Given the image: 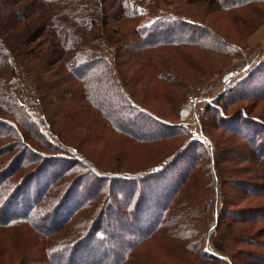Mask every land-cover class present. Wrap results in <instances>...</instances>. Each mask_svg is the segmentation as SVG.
<instances>
[{
	"label": "trees",
	"instance_id": "obj_1",
	"mask_svg": "<svg viewBox=\"0 0 264 264\" xmlns=\"http://www.w3.org/2000/svg\"><path fill=\"white\" fill-rule=\"evenodd\" d=\"M160 1L0 0V233L21 250L0 251V264H102L105 259V264H126L140 244L164 235L166 248L180 259L191 252L209 261L236 264V257L242 255L249 264H264V257L252 251L231 255L227 247L236 243L225 237L226 230L241 223L247 226L246 233L256 237L254 228L264 222V203L233 209L264 195V122L249 117L244 109L228 110L239 99L264 98V58L235 88L207 105L202 114L204 139L192 138L184 126L167 123L138 103L128 86L142 84L146 73L160 86H173L175 76L165 67L169 63L181 75L176 74L177 79L186 83V73L199 69L198 63L207 58L204 54L240 57L243 40L228 41L206 18L159 8ZM104 2L111 5L107 12ZM258 5L263 7L264 0H209L206 9L223 18ZM125 21L132 23L133 31L123 35L115 29L114 35L123 36L119 42L125 40L119 45L106 31L112 23L126 25ZM254 26L241 38L249 36ZM129 62L143 69L131 80ZM99 92L107 94L108 102L109 95L123 101L131 114L127 121L137 116L140 121H134V130L119 120L127 117L114 115ZM67 97L73 100L70 109ZM51 108L55 115L63 111L71 121L80 115L102 121L103 128L125 135L132 143L186 138L163 158L165 162L150 163L145 173L106 171L86 156V149L67 142L64 132L55 129L58 123L50 116ZM217 115L219 129L237 134L228 140L229 146L219 147L208 135L219 123H215ZM237 118L243 121L232 125L239 122L233 121ZM244 126L254 129L247 133ZM102 137L88 136L80 142L96 145ZM52 162H62L63 171L49 169ZM156 176L163 177L162 186L152 185ZM199 177L204 183L194 187ZM226 182L238 190L235 196L225 190ZM189 185L192 197L186 194ZM105 192L107 201L100 197ZM114 194L125 205L114 212L113 226L107 217L116 210ZM206 203L211 217L208 237L216 242L190 231L201 221ZM240 239L254 244V239ZM31 251L36 257L29 259Z\"/></svg>",
	"mask_w": 264,
	"mask_h": 264
},
{
	"label": "rangeland",
	"instance_id": "obj_2",
	"mask_svg": "<svg viewBox=\"0 0 264 264\" xmlns=\"http://www.w3.org/2000/svg\"><path fill=\"white\" fill-rule=\"evenodd\" d=\"M208 1L209 0H161L158 7L174 9L181 12H189V14L192 13L191 15L193 16L196 15L206 18L207 22H209L208 24H210V27L220 31L221 34L226 35L228 37V41L238 42L240 39H242V46L244 45L243 55L240 57L236 56L234 58H231L227 55H216L210 53L212 56H208L209 54H204L205 56H207V58H204V61L198 63L199 69L197 71H194L193 69L186 73V83H183V81L181 82L182 77H179V79H177L176 74L179 76L181 75L177 72V70L173 71V69L171 68L173 63H169L165 67L168 69L169 72L172 71L171 73L173 74V76H175L173 86L171 84L168 87L160 86L159 82H156V79L150 76L149 73H146V76L143 78L144 81L142 84L133 86L132 83V85H130L131 87L128 86V89L132 93H134L133 95H136L135 99L138 101V103L142 104L146 108L151 109L152 111L154 110V112L160 115V117L164 118L165 120H168L166 121L167 123L174 124L176 126H184V128L188 130L192 138L196 137L201 139H204L205 135L202 123V114L204 113V110L206 109L207 105L217 99V97H219L221 94L226 92L227 89L235 88L237 86V83L240 82L243 78H245L249 71L253 67L257 66L264 58V6L262 7V5H258L256 7L238 9L231 13L232 16L223 14V18H217V13L219 12L208 13V9H206ZM103 5L106 12L108 11V9L111 8V5L107 6V2H104ZM259 22L260 24L258 25ZM254 25H256V27ZM253 26L254 28L251 30L250 35L241 38L242 33H246L247 30ZM109 27L108 32L106 31V35H108L110 39L114 38L115 40H117L119 45H124L125 40L122 43L119 42V40L121 41V37L123 36L114 35V33H117V30L115 29H121V33L123 35L131 33L133 31V25L130 22H126V25L112 23V25ZM165 56L167 55L165 54ZM126 59L130 58L126 57ZM129 64L130 69L132 70V74L127 75V79L131 80L132 77L137 78V73H141L143 69H139V67L142 66L138 65L136 62H129ZM256 77H260V75ZM146 81L151 82V86L154 85L157 87V89L154 87L148 88L147 85L150 84H145L144 82ZM99 93L101 95L100 97L107 101V97L104 96L107 94H104L103 92ZM67 98L69 100L65 98L64 100L67 103V107L71 108L72 105L70 100L72 99L70 97ZM109 98L110 100L109 102L107 101V105H110V108L113 110L114 115L118 112V114H121V118L122 116L127 117L122 118L123 120L119 118V120L123 123L124 121H126L125 125H127L128 127H132L134 130L133 124L135 125L140 121L139 119L137 120V116H134L135 119L133 121H127L131 120L129 119L131 114L126 109V106L123 104V101L115 95H109ZM242 109L245 110L246 114L249 117H256L259 118L262 122H264V98L255 100L247 98L241 100L239 99L238 102L228 106V110L231 112L235 110L241 111ZM50 111L53 112V114H50V116H52L54 118L53 120L58 123V127H56L55 129L58 132L59 129L64 132L63 138H66L67 142L69 143L73 142L75 147L81 146L83 149H86V151L84 150L86 156L89 157V159L94 164H96V166L106 171L122 172L125 170H130L133 172L141 171L145 173V169L150 163L156 160L158 162H165V159L163 160V158L169 156L170 152L172 151V148H175L176 146L182 144L183 138H186L180 137L179 139H172L170 141L169 139H162L151 144H138L135 142L132 143V141L127 139L125 135L118 134L114 130L110 131L108 128H103L102 126L104 125V123L102 121H92L93 118L91 117V120H89L85 115H80V117H77L76 121H71V118L68 117V115L66 116L63 111L58 110L57 113L56 109V115L54 114L52 108L50 109ZM218 119L219 118L217 115V117L215 118V123L219 122ZM134 121H136V123H134ZM233 121H239L231 123L232 125H235L237 123L242 122L243 120L237 118ZM219 124H221V122H219L218 124H214V127L211 125L212 130H209L208 135H210L211 138L216 141V143L220 144L219 147L229 146L230 144L227 143L228 140L231 137L234 138V136H237V134L233 133L232 131H227L228 133H225V130L219 129L217 127V125ZM231 124L229 126H231ZM79 126L80 128L78 129ZM253 127L254 126H244L243 128L245 132L249 133V129H252L251 131H253ZM150 128L151 127H149L148 129ZM261 130L262 129L260 128V131ZM148 132L153 131L149 130ZM242 134L246 136L245 133ZM98 135L103 136L98 144H87L86 146L81 145V140L84 141L88 138V136L97 137ZM261 136L264 137L263 134H261ZM231 158L234 159L235 157L231 156ZM61 163L62 162H52L49 165L51 166L49 169H52L53 166L55 171L62 172L64 166H62ZM246 164H248L254 169V166H252L251 163L247 162ZM185 168H187V165ZM43 175L44 173L41 174V176ZM253 175L255 174L252 173V176ZM203 177H199L198 179H196L193 186L201 187L204 183ZM162 179L163 177H154L152 179L154 180L152 185L162 186ZM152 180H149V182H151ZM189 186L186 189V194L187 196L192 197L191 189L193 188V186ZM224 188L227 192L233 194L234 196L238 191L233 186V184L229 185L228 182L225 183ZM26 191H30V189L27 188ZM106 192L101 193L100 197L104 198L105 195H107ZM87 194L90 195L91 193L87 192ZM72 198L75 199V196H73ZM84 198L85 196L81 198V202L84 201ZM105 198L107 201L108 196H106ZM111 199L116 205V210H111L112 212L109 211V216L107 217V220L114 226L116 225V220L114 218V214L116 215V213L114 212L120 209V205L124 204V200L123 198L121 199L120 196H116V194L112 195ZM69 201H71V199ZM228 201L233 202L230 201V199H228ZM229 202L227 203L228 208H230ZM263 203L264 195L260 198L244 200L240 206H235L233 209H241L243 207L249 206L250 204H252L250 207H253L254 205L261 206ZM209 212L210 203H206L202 210L201 221L197 224V226L193 225L190 228V231L196 234L195 236L201 234L204 235L205 240L209 239V228L211 225V217L209 216ZM222 220L228 222L231 221L230 218H222L221 221ZM263 227L264 222L258 224V227L256 226L254 228L256 229L255 231L258 230V234L256 237L250 236V234L246 233L247 226L242 223L237 224V226L233 228V231L228 232V230H226L225 237L230 241H235L236 243V245L233 247H227L228 252H230L231 255L235 256L237 253L240 254L241 250H245L255 252L258 255H262L264 257V230H261ZM249 230L250 229L248 228V231ZM166 236H160L159 238H154L152 240H148L140 244L139 247L136 249L134 258L130 260L131 262H128L126 264H229L226 259L221 262L209 261L205 258H201V256H199L198 254H191V252H189L190 256L185 255V259L177 258L179 255L178 253H171L166 248ZM242 236L250 238L251 240L254 239L252 241L254 244L247 245L245 242H241L240 238ZM209 240L211 242H216V239L212 240L211 237ZM195 242L196 240H193V243ZM16 248L17 246H13L9 242L8 238L4 234L0 233L1 252H7V250H14L16 252L21 251L17 250ZM206 250L209 251V248L206 247ZM185 253L188 252L185 251ZM105 254L107 255L106 252ZM35 257L36 254L31 251L29 259ZM106 258L108 259V257ZM176 258L177 261H174L176 260ZM236 258V264H249V261L247 260L248 258H246V256L244 257L242 255H238ZM105 260L102 264H105L107 262Z\"/></svg>",
	"mask_w": 264,
	"mask_h": 264
}]
</instances>
